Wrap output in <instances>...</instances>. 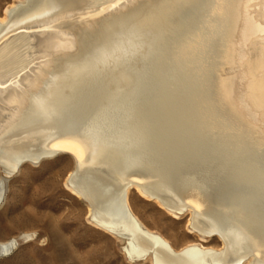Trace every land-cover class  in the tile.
<instances>
[{
    "label": "bare ground",
    "instance_id": "6f19581e",
    "mask_svg": "<svg viewBox=\"0 0 264 264\" xmlns=\"http://www.w3.org/2000/svg\"><path fill=\"white\" fill-rule=\"evenodd\" d=\"M151 1L10 0L1 9L0 204L7 198L10 175L24 165L62 156L71 162L65 187L86 205V219L94 227L123 241L121 251L128 261L264 264V211L253 205L264 197L263 191H256L247 207H237L229 199L220 221H204L208 201L198 185L175 203L165 195L166 189L147 185L148 174L135 171L145 168L138 149L142 127L135 128L131 122L128 136L104 137L91 129L93 124L77 127L63 111L64 101L75 95L84 76H93L94 67H106L113 55L118 58L155 48L153 42L139 45L134 40L141 27L148 25L160 34L157 29L168 17L194 0ZM216 26L222 30L216 48V100L236 120L237 129L247 130L263 144L264 0H207V31L190 34L180 44L179 56L185 63L198 61L204 41L212 38ZM95 31L102 37L114 33L116 40L96 42V57L55 67L59 59L84 52L85 37ZM196 68L199 71V65ZM118 75L128 79L124 72ZM131 189L144 200L156 202L173 219L189 214L187 229L194 238L175 247L148 227L130 200ZM93 195L98 196L99 208ZM30 235L24 232L25 237ZM17 245L9 231H0V259Z\"/></svg>",
    "mask_w": 264,
    "mask_h": 264
},
{
    "label": "rangeland",
    "instance_id": "374dc122",
    "mask_svg": "<svg viewBox=\"0 0 264 264\" xmlns=\"http://www.w3.org/2000/svg\"><path fill=\"white\" fill-rule=\"evenodd\" d=\"M9 1L0 0V11ZM206 20L207 0H194L177 8L157 29L160 34L148 25L141 27L134 40L139 45L153 42L155 48L113 55L108 67H94L93 76H84L75 95L64 101L63 111L77 127L93 124L91 129L104 137L128 136L131 122L142 127L138 149L145 168L135 171L148 174L147 185L166 189L165 195L175 203L198 185L208 201L203 220L220 221L229 199L237 207H247L256 191L264 192V143L259 145L247 130L237 129L236 120L216 100L221 28L216 26L212 38L204 41L194 65L179 56L180 44L190 34L207 31ZM96 32L85 37L84 52L59 59L55 67L96 57V42L116 40L114 33L102 37ZM121 72L127 80L119 77ZM70 166L59 156L24 165L8 177L7 198L0 204V231H9L18 245L0 264H149L128 261L121 251L123 241L86 219V205L64 185ZM129 196L143 222L175 247L194 238L187 229L189 214L173 219L133 189ZM93 198L99 208L98 196ZM254 202L264 211V197ZM22 218L25 224L20 223ZM24 232L31 235L25 237Z\"/></svg>",
    "mask_w": 264,
    "mask_h": 264
},
{
    "label": "water",
    "instance_id": "95a60500",
    "mask_svg": "<svg viewBox=\"0 0 264 264\" xmlns=\"http://www.w3.org/2000/svg\"><path fill=\"white\" fill-rule=\"evenodd\" d=\"M105 208H106L107 210H108V209L111 210L110 206H106Z\"/></svg>",
    "mask_w": 264,
    "mask_h": 264
}]
</instances>
